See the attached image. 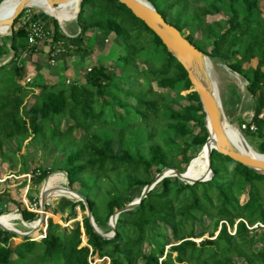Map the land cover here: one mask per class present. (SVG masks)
Instances as JSON below:
<instances>
[{
  "label": "trees",
  "instance_id": "16d2710c",
  "mask_svg": "<svg viewBox=\"0 0 264 264\" xmlns=\"http://www.w3.org/2000/svg\"><path fill=\"white\" fill-rule=\"evenodd\" d=\"M147 1L182 34L186 29L187 40L201 53L218 59L246 80L255 99L252 111L257 131L243 133L245 138H264V121L257 119L264 101L261 0ZM24 13L22 10L14 20L10 36H0V59L12 53L0 65V161L13 167L22 162L25 173L27 158L18 155L24 143L53 145L64 153L60 170L66 173L68 184H79L82 190L77 192L86 199L95 224L101 231L104 227L110 231L108 219L132 201V189L140 187L142 193L164 168L180 173L189 170L204 152L208 133L198 94L191 91L183 66L123 4L81 0L76 19L79 32L65 37L53 20L52 44L67 40L76 52L87 54L90 48L84 39L89 31L113 34L123 50L114 60L119 74L95 65L88 68L83 81L33 84L39 94L25 107L30 90L21 84L27 71L21 54L34 56L38 48H29L27 23L15 28ZM213 16L219 18L208 20ZM36 19L32 16L31 20ZM252 59H257L256 66L245 68ZM133 80L138 84L125 88ZM153 84L166 92L155 91ZM182 101L187 104L181 105ZM64 119L72 123L62 130ZM190 123L198 125L200 135H193ZM76 130L82 132L78 138ZM192 145L198 150L190 156ZM258 151L264 154L263 147ZM210 165L213 176L206 182L189 185L175 177L164 178L138 206L118 216L111 239L98 235L85 214L81 223L63 230L53 218H59L55 210L46 212L57 223L48 219L43 238L37 233L11 245L17 235L0 229V264H92L89 258L94 256L108 259V264H237V260L240 264H264V175L215 150ZM40 172L36 183L49 175L47 170ZM5 195L0 193V204ZM242 195L247 196L244 203L239 200ZM61 196L67 197L59 195L58 199ZM76 207L85 212L82 202L73 203L70 219L75 218ZM18 209L25 222L33 221L28 226L35 227L38 215ZM2 211L6 209L2 207ZM254 226H261L262 231L254 234ZM257 244L259 250L254 248Z\"/></svg>",
  "mask_w": 264,
  "mask_h": 264
},
{
  "label": "rangeland",
  "instance_id": "374dc122",
  "mask_svg": "<svg viewBox=\"0 0 264 264\" xmlns=\"http://www.w3.org/2000/svg\"><path fill=\"white\" fill-rule=\"evenodd\" d=\"M260 7L264 14V0L260 1ZM24 12L30 11L32 16H35L37 21L46 24V28L49 30H53V20H56L53 17L48 16L47 14H44L41 10L34 8V7H26L23 9ZM80 10V8H79ZM25 14V13H24ZM219 16H213L208 17V20L217 19ZM77 19V18H76ZM73 20L70 23H66L64 25V29L59 26L60 30L64 33L65 37H73L75 36L79 30L80 26L78 22ZM23 17L19 20V22L16 24L15 28L17 29L21 25H23ZM170 20V19H169ZM76 21V22H74ZM58 23V22H57ZM66 26V27H65ZM69 26V27H68ZM67 29V30H66ZM70 30V31H69ZM189 33L186 29L183 30V35L187 36ZM85 43L88 44V48H90V51L87 54L76 52L72 45H70L67 40H63L62 43L59 45V52H55L53 56H51L49 50L50 45H39L37 46V51L34 54V56H29L21 54L24 61V66L26 67V74L24 78L21 81V84L24 85L25 88H27L29 91L28 96L25 99V107H30L36 100L37 95L39 94V88L33 87V84H41V83H48L53 84L57 83L58 81H64L65 83H71L74 80H80L83 81V75L88 70V68L95 66V65H103L105 66L109 71H114L117 75L119 74V69L116 68L114 65V60L118 58L119 55L123 53L122 46L120 45V42L115 39V36L113 34H110L109 36H104L100 32L97 31H89L84 39ZM27 54V53H26ZM12 56V53L3 56L0 59V65L7 62ZM210 59V58H209ZM212 63V68L210 69V73L213 77V86L214 91L219 93V97L222 103V108L224 111V114L226 116V121H228L229 125L233 129V131L236 133V135L243 140V137L245 138L244 133L241 134L237 131V126H239V123L237 124H230L232 123V117H230V113L226 111L224 100H223V93L225 88L232 90L233 92H236L237 96L242 99V109H245L248 101H246V98H250V95L247 94L246 86L247 82L246 80L240 76L233 74L232 70H230L226 64L219 61L218 59H210ZM254 65V63H253ZM140 68L145 69V66L139 65ZM247 68V64L244 66ZM30 73V74H29ZM29 80V81H28ZM138 81L133 80L130 84H126L125 88H130L134 85H137ZM153 88L157 92H166L164 90H161L153 84ZM193 89V88H192ZM174 96V93H171ZM183 94H186L183 93ZM247 96V97H246ZM129 101L134 104L135 100L129 99ZM187 104V101H182L181 105ZM178 109V107L176 108ZM248 114H244L240 121H245ZM72 123L69 119H64L62 121L61 129L65 130L70 124ZM192 128L193 135H200L201 129L198 127V125H193L190 123L189 125ZM82 132L80 130H76L74 132V136L77 138L80 137ZM246 135L245 140H243L248 147L255 151L256 153H259L258 150H260L262 147L264 148V138H251ZM192 138L189 139L191 141ZM12 149H15V145H11ZM119 146H115L114 150L116 153H119ZM198 150V147L196 145H192L189 151V155L193 156L196 154ZM262 154V153H259ZM18 155H25L27 158V169L28 170H34V169H40V170H47L49 171V175L47 177H50L54 172L61 173L63 176L66 175L63 171L60 169L62 168V158L64 156V153L61 151H58L53 145L44 146L40 142H31L27 140L24 145L20 148V151L18 152ZM178 160L181 159V157H177ZM22 162H18V164L13 167L10 165L9 162H3L0 161V178H4L10 175H14L16 178L7 179L4 183L1 184L0 193L6 194L3 199V204H0V207H3L6 209V213L14 212L18 208H22V200H21V194H24L26 192L27 198L30 200H39L41 187L43 182L46 180V178L40 182L36 183L35 180L31 181V184L27 187L26 182L18 177L22 174L21 171ZM184 166V164H182ZM154 174V173H153ZM156 176V174H155ZM67 181V187L70 189H73L75 191H81L78 183L73 184L70 186ZM28 189V190H27ZM56 189H58V192L63 189V186L61 188V185H57ZM57 192V194H58ZM141 193V188L137 187L131 190L130 197L132 201L136 200L138 196ZM56 194V200L52 199H46V205L48 209H45V212L51 213L55 210L57 211V214L59 219L62 223H57L53 220L52 216L45 215L44 224L46 225V219H52L54 223L59 224L63 230L72 228L76 222L82 221V215L85 214V212H81L78 207L75 208V218L70 219L68 216V213L71 208V204L76 203L77 201H71L70 196L67 197H60L58 199V196ZM247 199L246 195H242L239 197V200L241 203H244ZM51 201V202H50ZM21 205V206H20ZM24 205V204H23ZM39 210H41L39 208ZM20 210L17 212L19 214ZM2 213V212H1ZM40 215V214H39ZM5 219L6 226L9 228H14L19 231L28 232L27 229L22 227L20 225V222L16 221L15 225L11 222L12 219H7L12 217V215H8L5 217V215L0 216ZM14 219V218H13ZM33 222V221H31ZM30 222V223H31ZM206 224L209 223L207 219H205ZM28 226V225H27ZM29 228H37V226L32 227L28 226ZM256 226H254L255 228ZM255 228L253 230L254 234H259L262 231V228ZM43 227H41L42 229ZM108 228V227H107ZM197 232L200 230V225L197 224ZM103 233H109V231L106 232V228H102ZM233 234V231L231 232ZM252 233L249 234L251 236ZM31 238V236H29ZM38 237H40V234L38 232ZM204 239L208 238V235L205 234L203 236ZM22 240V236L17 235L15 239H13L11 245L17 244ZM83 240L86 242V237L82 235V243ZM201 239H195L196 242H199ZM255 250H259L261 248L260 244H257L255 247ZM144 250L147 251L148 247L147 245H144ZM89 260H93L92 264H101L103 261L108 264V259L105 260H99L96 256L89 258ZM237 264L241 263V260L236 261Z\"/></svg>",
  "mask_w": 264,
  "mask_h": 264
},
{
  "label": "water",
  "instance_id": "95a60500",
  "mask_svg": "<svg viewBox=\"0 0 264 264\" xmlns=\"http://www.w3.org/2000/svg\"><path fill=\"white\" fill-rule=\"evenodd\" d=\"M5 1L6 0L0 2V9ZM29 1L30 0H20L15 10L11 14L2 16L0 13V27H7L9 29L8 32H6L5 34L0 33V36L11 35V29L14 20L19 16L22 10L26 8L27 3ZM46 1L50 6H54L57 4L64 3L68 0H46ZM117 1L120 4H123L128 10H130L131 13L136 18L141 20L161 40L162 44L166 47L167 51L176 58V60L183 66V68L187 72L188 79L193 88L191 91L197 92L200 103L202 105L203 112L205 114L204 127L208 133V137L203 147L207 150L208 164H207L206 175L196 180L189 179V177L187 176V170L183 173H180L178 170L174 168H164L160 173H158L154 177L151 184H148L144 187L139 198H137L134 201H131L125 206L114 211L113 215L107 221V227L110 230L109 233H103L97 227V225L93 220L90 207L87 205L86 199L83 196H81L77 191L70 189L68 187L71 193L79 197V200H77V202H82L85 205V215L88 218L91 226L93 227L94 231L104 239H111L114 237L115 225L118 216L121 213L131 211L136 206H138L140 201L146 197L147 193L151 191L164 178L175 177L179 181L189 185H192L196 182L209 181L213 176V172L211 170V165H210V154L212 150H215L219 154L226 156L231 160L238 162L239 164L261 175H264V159L256 158L254 156L248 155L244 152L235 149L231 145L227 137L222 122V119L225 120L227 119L222 108V103L219 97V93L217 91L216 92L214 91L212 74L210 72H207V69L205 67V61H204L205 55L201 53L189 40H187L186 36H184L174 26L167 23L147 0H145L144 3L138 0H117ZM57 22L61 27L59 21ZM239 118L240 116H234V118L232 119V123L230 124L232 125L237 124ZM210 130L212 131V134L210 133ZM239 133L241 134V132ZM242 138L243 140H245L243 135ZM66 179H67V175H66ZM46 199H47L46 192L41 190L39 196V204L42 212H45ZM39 220L41 221L44 220L43 214H40ZM47 221L48 219H46V226H47ZM3 230L14 233L15 235H19L22 237H29L31 232L34 231L35 228H31L29 232L23 233L21 235L13 230L5 229V228H3ZM84 245H86V242Z\"/></svg>",
  "mask_w": 264,
  "mask_h": 264
},
{
  "label": "bare ground",
  "instance_id": "6f19581e",
  "mask_svg": "<svg viewBox=\"0 0 264 264\" xmlns=\"http://www.w3.org/2000/svg\"><path fill=\"white\" fill-rule=\"evenodd\" d=\"M19 1L20 0H6L1 6V9H0L1 15L6 16L8 14H11L15 10ZM138 1L143 2V3L145 2V0H138ZM80 3H81V0H68L64 3L57 4L54 6H50L46 0H30L27 3L26 7L37 8V9L41 10L42 12H44V14H47L48 16L55 18L57 21H59L61 27L64 29V25L66 23H70L76 19L77 13H78L79 8H80ZM74 22H76V21H74ZM8 30L9 29L7 27H0V33L1 34H5L6 32H8ZM204 61H205V67L207 69V72H209L210 69L212 68V63L207 56H205ZM222 122H223V127L225 129V132L227 134V137H228L231 145L235 149H237L241 152H244L248 155L254 156L256 158L264 159V156H263L264 154H259V153H256L255 151L251 150L248 147V145L236 135V133L233 131V129L229 125L228 121H226L225 119H222ZM209 129H210V127H209ZM210 133L212 134L211 130H210ZM204 152H201L200 154H198L197 161L195 162V164L192 165V167L189 170H187V176L189 177L190 180H196V179L204 177L206 175L207 164H208V154H207L206 149H204ZM202 153H204V158H202V160L199 162V163H201V165L199 167H197L198 158ZM57 185H61V188L63 186V189L61 190V192L60 191L58 192V189H56ZM41 190L46 192L47 199L49 198L52 200H56V194L58 192L57 195H66V196L69 195L71 200H73V201L79 200V197L77 195L70 192V189H68V187H67L66 178L61 173H53L50 177H47L46 180L42 184ZM61 197H63V196H61ZM40 213L43 214V216L46 215V212L41 211ZM8 215H12V217H10V218L7 217L8 220L13 219V218L14 219L18 218V216L15 214H7V215H5V217ZM49 216H51V215H49ZM53 218L57 222L62 223L59 218H56V217H53ZM44 220H45V217H44ZM44 220L41 221L38 218V220L36 222L37 228L31 232V234H30L31 237L34 236L35 234H37L39 229H41V227H43ZM1 224L5 227V229L16 231L20 235L24 233L23 231H19L17 229L9 228L8 226H6L7 223H6L5 219L2 217H0V225ZM40 237H41V235H40Z\"/></svg>",
  "mask_w": 264,
  "mask_h": 264
},
{
  "label": "built area",
  "instance_id": "2783aa9c",
  "mask_svg": "<svg viewBox=\"0 0 264 264\" xmlns=\"http://www.w3.org/2000/svg\"><path fill=\"white\" fill-rule=\"evenodd\" d=\"M23 23H27V31H28V45L29 48H33L39 46V45H45V44H49L50 45V54L51 56H53L55 54V52H59V45L60 43H56V44H52V32L51 30L47 29L43 23L35 20L32 21V14L30 13V11H26L24 16H23ZM29 81V80H28ZM262 97L264 100V82L262 85ZM257 119L264 121V101H263V105L262 108L260 110V112L257 114ZM237 129L239 132H246L249 131L251 133H255L257 131V126L256 124L253 122V112L249 113L246 120L242 121L241 123H239V126H237ZM65 173V172H64ZM41 175V172L39 169H34V170H28L25 173H22L21 175H19L18 177L22 178L25 182L27 187L29 186V184H31L32 180H35L37 178H39V176ZM66 175V174H65ZM11 178H16L14 175H10L4 178H0V188H1V184L4 183L7 179H11ZM28 190V189H27ZM21 200H22V208L34 212L38 215V218L40 217L39 214H41V210H39L40 208V204H39V200H30L29 198H27L26 192L24 194H21ZM24 204V205H23ZM2 209V207H0V210ZM19 211V209H16L14 212L11 213H6L4 211H2V213H0V216L3 215H7V214H15L18 216V218L16 219H12L11 222L14 223V225L16 224L15 222L19 221L20 225H22V227H24L25 229L28 230V232L31 230V228H29L27 225L31 224L30 222H25L22 217L21 214L19 212V214H17V212ZM3 228H5L2 224L0 225V229L3 230ZM45 230H46V225H45ZM45 230L39 229V234L41 235V238H43L45 236ZM27 233V232H25ZM40 238V239H41Z\"/></svg>",
  "mask_w": 264,
  "mask_h": 264
},
{
  "label": "crops",
  "instance_id": "0c3cea01",
  "mask_svg": "<svg viewBox=\"0 0 264 264\" xmlns=\"http://www.w3.org/2000/svg\"><path fill=\"white\" fill-rule=\"evenodd\" d=\"M253 63H254V65H253ZM256 64H257V59H252L250 61V63L247 64V66H251V67L254 68L256 66ZM262 71L264 72V65L262 67ZM247 86H248V83H247ZM247 86H246V91H247V94L250 95V98H248L246 96L247 97L246 101H248L249 104H247L245 109H242V103H243L242 99L239 98V96H237L236 92H233L232 90L230 91V89L225 88L224 93H223V100H224L223 102L225 104L226 111L229 112L230 115H231L230 117H232V119H233L234 116H240V118L238 119L237 123H239V122L241 123L242 122V121H240V119L242 118V116L244 114H249V113L253 112L252 108H253V106L255 104V99L248 92Z\"/></svg>",
  "mask_w": 264,
  "mask_h": 264
}]
</instances>
